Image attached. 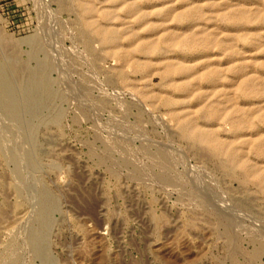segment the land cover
I'll return each mask as SVG.
<instances>
[{"label": "rangeland", "instance_id": "1", "mask_svg": "<svg viewBox=\"0 0 264 264\" xmlns=\"http://www.w3.org/2000/svg\"><path fill=\"white\" fill-rule=\"evenodd\" d=\"M263 13L0 0V264H264Z\"/></svg>", "mask_w": 264, "mask_h": 264}, {"label": "bare ground", "instance_id": "2", "mask_svg": "<svg viewBox=\"0 0 264 264\" xmlns=\"http://www.w3.org/2000/svg\"><path fill=\"white\" fill-rule=\"evenodd\" d=\"M232 1V0H231ZM240 4V3H239ZM238 4V5H239ZM216 5V4H215ZM218 5V4H217ZM216 5V6H217ZM237 5V4H236ZM241 5H243V4H241ZM254 5V4H253ZM233 6V5H232ZM245 6H248V5H245ZM231 7V6H230ZM260 7V6H259ZM227 8H228V5H227ZM101 9V8H100ZM263 9V8H262ZM223 10V9H222ZM221 10V11H222ZM263 11V10H262ZM132 12V11H131ZM242 12V11H241ZM264 14V13H263ZM194 15V14H193ZM220 15V14H219ZM189 16V15H188ZM248 16V15H247ZM103 17L104 18H108V15H103ZM159 17V16H158ZM178 17V16H177ZM104 18H102V19H104ZM174 18H176V17H174ZM235 18H237V17H235V16H233V17H229V21H234L235 20ZM261 19V18H260ZM104 21H105V19H104ZM238 21V20H237ZM264 23V22H263ZM192 25V24H191ZM200 26V25H199ZM238 26V25H237ZM235 28V27H234ZM160 29V28H159ZM116 31L114 30V31H99L98 33H99V35L101 36V38L105 41V42H111V41H113V37H114V33H115ZM175 33V32H174ZM209 33V32H208ZM207 34V33H206ZM257 34V33H256ZM156 35H158V34H156ZM155 35V36H156ZM173 35V34H172ZM236 36V35H235ZM240 36V35H239ZM249 36V35H248ZM246 37V36H245ZM166 38V37H165ZM251 39V38H250ZM258 39V38H257ZM218 40V39H217ZM103 41V42H104ZM205 42V41H204ZM171 43V42H170ZM250 43H251V41H250ZM178 44V43H177ZM204 44V43H203ZM215 44V43H214ZM253 44V43H252ZM147 45H148V43H147ZM164 46V45H163ZM172 46V45H171ZM235 46V45H234ZM176 47V46H175ZM216 47V46H215ZM151 46H146L145 48H141L139 51L140 52H148V51H150L151 50ZM192 48V47H191ZM172 49V48H171ZM168 50V49H167ZM202 50V49H201ZM207 50V49H206ZM193 51V50H192ZM205 51V50H204ZM204 51H202V52H204ZM170 52H172V51H170ZM190 52V51H189ZM168 53V52H167ZM235 53V52H234ZM205 54H207V53H205ZM121 56V55H120ZM165 57V56H164ZM225 57V56H224ZM232 57H233V55H232ZM206 58V57H205ZM201 59V58H200ZM169 60V59H168ZM210 61V60H209ZM184 63H186V62H184ZM201 63V62H200ZM247 65V64H246ZM216 66V65H215ZM253 67V66H252ZM241 69V68H240ZM170 73V72H169ZM193 74V73H192ZM177 75V74H176ZM202 75V74H201ZM212 76V75H211ZM246 76V75H245ZM197 77V76H196ZM199 77V76H198ZM203 77V76H202ZM201 77V78H202ZM212 78V77H211ZM203 79H205V78H203ZM213 79V78H212ZM252 80H253V78H252ZM191 81V80H190ZM235 84H237V82L235 83ZM234 84V85H235ZM243 84V83H242ZM251 85V84H250ZM241 86H243V85H241ZM240 87V86H239ZM239 87H238V89H239ZM254 87V86H253ZM178 88V87H177ZM180 88V87H179ZM217 88V87H216ZM215 88V89H216ZM236 91H238V90H236ZM261 91V90H260ZM217 92V91H216ZM213 93V92H212ZM263 96V95H262ZM256 98V97H255ZM247 99V98H246ZM228 103V102H227ZM228 109V108H227ZM245 110V109H244ZM219 118V117H218ZM242 118V117H241ZM264 119V118H263ZM250 120V119H249ZM212 123V122H211ZM210 124V123H209ZM233 126L236 128V129H239V125H238V123L237 122H233ZM210 127V126H209ZM216 127V126H215ZM188 129V128H187ZM251 130V129H250ZM252 132V131H251ZM261 134V133H260ZM254 138V137H253ZM197 139L199 140V141H201V142H209L208 141V139L207 138H205L204 136H197ZM236 139V138H235ZM213 146H214V148L216 149V150H219V149H221V147H220V145H218L217 143H213ZM264 151V150H263ZM234 152V151H233ZM258 153V152H257ZM251 170V169H250ZM263 174V173H262ZM253 181V180H252Z\"/></svg>", "mask_w": 264, "mask_h": 264}]
</instances>
